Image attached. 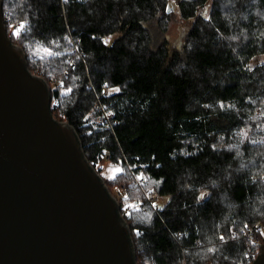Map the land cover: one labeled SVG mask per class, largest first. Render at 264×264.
<instances>
[{
  "label": "trees",
  "instance_id": "16d2710c",
  "mask_svg": "<svg viewBox=\"0 0 264 264\" xmlns=\"http://www.w3.org/2000/svg\"><path fill=\"white\" fill-rule=\"evenodd\" d=\"M2 9L11 42L50 86L53 118L72 125L97 172L122 169L104 179L120 188L136 264H253L264 245L249 257L245 228L264 226V61L251 63L264 56V0ZM176 10L192 21L181 46L152 48L153 28L167 33Z\"/></svg>",
  "mask_w": 264,
  "mask_h": 264
},
{
  "label": "water",
  "instance_id": "95a60500",
  "mask_svg": "<svg viewBox=\"0 0 264 264\" xmlns=\"http://www.w3.org/2000/svg\"><path fill=\"white\" fill-rule=\"evenodd\" d=\"M50 107L0 0V264H136L119 203ZM253 264H264V245Z\"/></svg>",
  "mask_w": 264,
  "mask_h": 264
},
{
  "label": "rangeland",
  "instance_id": "374dc122",
  "mask_svg": "<svg viewBox=\"0 0 264 264\" xmlns=\"http://www.w3.org/2000/svg\"><path fill=\"white\" fill-rule=\"evenodd\" d=\"M179 11L176 10V16L175 19H173V21L171 22L170 28L168 29V32L165 34H161L160 32H158L156 29L153 28V43H152V48H157L159 46V44L164 40L167 39L169 41V47L174 49V48H179L182 44V40H183V36L185 34V32H187L192 24V21H181L180 17L178 16ZM264 61V56H258L256 58H254L252 60L251 66L256 65L259 62ZM103 170L101 172V176L103 178H114L115 176H117L119 173L115 172L114 169L119 168L116 166H113L110 163H104V165L102 166ZM96 171L97 168L95 169ZM105 180V179H104ZM155 189H152L150 191L149 194V200L150 202L153 201L154 199V191ZM114 193L112 194V196L116 199V201L119 203L118 199L120 197V188L119 187H115L114 188ZM152 193V194H151ZM158 196V195H157ZM159 199L157 200L156 203H161L163 202V198L158 197ZM159 201V202H158ZM152 203V202H151ZM261 227H259L254 234H252L251 236V242L250 243V252H254L256 254V249L257 247H259V244H262L264 241V226L263 225H259ZM246 231V228H245ZM248 253V254H249Z\"/></svg>",
  "mask_w": 264,
  "mask_h": 264
},
{
  "label": "built area",
  "instance_id": "2783aa9c",
  "mask_svg": "<svg viewBox=\"0 0 264 264\" xmlns=\"http://www.w3.org/2000/svg\"><path fill=\"white\" fill-rule=\"evenodd\" d=\"M105 88V87H104ZM106 90V89H105ZM153 193H154V200L153 201H151L153 204H156V207L158 208V206H159V203L157 204L156 202H157V200L159 199L158 198V196H157V194H156V192L155 191H153ZM159 202V201H158ZM129 213H130V211L129 210H125L124 211V215H129ZM259 227H261V226H259V225H257L256 227H250V226H247V228H246V231H248L250 234L252 233V234H254V232L259 228ZM256 254L254 253V252H250L249 253V257H254Z\"/></svg>",
  "mask_w": 264,
  "mask_h": 264
},
{
  "label": "snow or ice",
  "instance_id": "6c2138e0",
  "mask_svg": "<svg viewBox=\"0 0 264 264\" xmlns=\"http://www.w3.org/2000/svg\"><path fill=\"white\" fill-rule=\"evenodd\" d=\"M24 27H25L24 24H20L19 27H17V28L15 29L14 35H19L20 32H21V30H22ZM45 51H47V50H45ZM49 54H51V53H49ZM67 91H68V92H71V89L69 88V89H67ZM114 91H119V89H114ZM222 106H223V105H222ZM114 171L117 172V173H119V172L122 171V169H120V168H116V169H114ZM139 178H142V177H139ZM153 207H156V205L153 204ZM220 239L223 240L224 237L221 236Z\"/></svg>",
  "mask_w": 264,
  "mask_h": 264
}]
</instances>
